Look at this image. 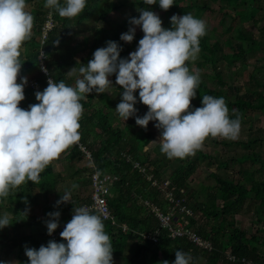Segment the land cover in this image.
<instances>
[{
    "label": "trees",
    "instance_id": "1",
    "mask_svg": "<svg viewBox=\"0 0 264 264\" xmlns=\"http://www.w3.org/2000/svg\"><path fill=\"white\" fill-rule=\"evenodd\" d=\"M213 1L216 0H174V5L170 9L162 10L167 17L165 24L170 27V18L174 14L182 16L190 13L206 22L210 13H218L216 24L211 28L207 27L206 35L199 40L201 60L198 64L199 67L211 65L215 70L214 76L220 87L211 86L200 77L201 83L196 90L195 98L191 101V106L193 109L202 107L201 101L204 95L223 97L229 109L230 118L234 119L235 114H240L241 122H243L254 114H264V69H262L264 66V0H220L222 4L217 8L212 5ZM27 2L33 3V0H26ZM45 2L46 0H35V7H37L35 29L38 32V36L35 35V80L41 85L46 84V75L39 65L38 56L41 47L39 36L41 27L47 19L46 15L49 10H52L55 25L44 45L47 53L46 66L57 83L63 81L68 86H72L75 79V77L68 76L67 72L73 65L72 59L78 50L89 49L86 58L88 62L93 58L96 49L106 47L108 41H115L122 48L120 57L128 58L129 54L137 49L138 42L144 34L139 31L138 26H135L136 33L131 43L122 41L121 34L127 32L132 26L130 25L131 18L139 17L140 9L153 10L158 4L157 2L155 5H147L144 0H87L85 9L77 17L62 18L54 9L46 8L41 11ZM60 3L63 5L64 0H60ZM124 7H127L129 13L127 10L122 11ZM132 7L137 9L130 13ZM28 12L33 16V9ZM124 13L128 15L123 16ZM86 17L94 20L100 19L110 24L111 20L116 21L122 31L114 30L110 35L108 34L110 29L95 27L91 36L85 35L83 40L75 44L74 36L84 29L81 26L78 30V23H82ZM246 21H251L257 31H250L245 24ZM25 44L26 57L20 56V59L23 62L22 69L28 74L27 80L29 81L33 79V35L25 41ZM259 51L262 53L259 60L260 65L256 66L254 72L242 73L251 87L246 92L240 93L241 87L228 84V80L224 78L223 71L218 65H223L222 62H225L226 67H231L236 62L246 63L247 54ZM231 59L233 61H230ZM191 63V61L186 62L189 69ZM233 74L238 75V72L233 71ZM112 76L116 77L115 74ZM117 91L123 92V89L119 86ZM24 93L25 99L33 104V90L26 87ZM135 95L137 96L135 105L138 109L137 115L141 117L139 113H143L148 108L139 102L138 90ZM94 98L93 91L86 99L80 101L84 109L79 121L80 140L92 151L93 162L98 170L119 175L114 184L116 193L108 200L113 213L129 228L123 230L121 227L113 226L110 220L103 219L105 231L111 238L113 256H125V251L129 249L132 252L127 257L128 264H161L164 260L173 264L175 252L181 250L191 255V264H264V226L258 228L257 232L249 234L245 227L239 224L237 215L247 199H256L258 200L255 208L256 219L253 222L257 224L264 222V177L252 179L253 175L246 173L244 179L236 181L222 176L219 172L209 171L215 184L210 186L211 191L207 193L204 200L198 201L195 198L196 189L191 187L189 179L196 170L197 157H207L206 153L199 151L193 160L188 156L183 159H169L166 155L153 160L144 151L152 141L153 134L138 126L135 122L136 117H129L127 121H124L117 115L119 120L114 122L117 117L112 114L110 108L113 96L109 98L101 94L103 105L91 109ZM35 103H38L36 99ZM119 121L124 122L122 126ZM257 136L253 137L252 141H244L243 146L249 147L253 143L263 141V137ZM97 143L99 146L95 148ZM71 149L69 161L82 160L85 153L79 146L74 144ZM263 153L247 154L242 158L250 157L259 161L260 169L264 171ZM127 156L144 165L147 164L148 171L151 170L154 174L153 179H157L160 184L164 180V170L176 164L169 176L171 186L174 187L176 197L184 198L185 203L193 211V215L186 216L183 221L185 225L191 223L192 229L203 240L211 243V248L200 246L187 236L168 235V229L161 227V220L156 214L145 210L139 199L142 196L164 209L168 202L165 201L158 185L151 186L152 179L146 178L143 173L134 168L133 162L129 161ZM149 162L154 164V169H150ZM217 166L221 169L228 165L225 162ZM91 172L92 168L90 174ZM90 174L89 179L78 182L80 186L86 185L91 189ZM55 182L56 177L51 162L41 173L39 182L35 183L36 249H39L41 245L46 246L49 240H53L46 230H39V226L45 223V219L40 220L43 215L46 216L45 212L59 211L61 206L64 211L68 209L73 212L74 207L89 200V195L84 197L77 195L72 202L59 206L54 202V204H49L50 209L45 210L44 204L39 202L38 191L50 190ZM23 186L27 189L0 199V214L3 210L9 211L12 222L10 226L0 229V262H8L16 256L18 264L29 263L25 255V247L33 248V182L28 181L19 187ZM53 207H57L58 210H54ZM68 211H59L61 213L59 223L67 219L64 214L68 215L70 213ZM26 227L32 228V231L26 232ZM158 228H161L160 234L154 237L146 239L140 234L141 231H153ZM134 229L138 232L135 233ZM113 264L121 263L113 261Z\"/></svg>",
    "mask_w": 264,
    "mask_h": 264
},
{
    "label": "clouds",
    "instance_id": "2",
    "mask_svg": "<svg viewBox=\"0 0 264 264\" xmlns=\"http://www.w3.org/2000/svg\"><path fill=\"white\" fill-rule=\"evenodd\" d=\"M157 2L165 11L174 5V0H144L147 5ZM86 4L87 0H64L63 5L60 0H46L44 7L54 9L62 18H75ZM26 9V0H0V199L28 181L38 183L51 162L80 140L79 121L84 111L80 101L93 91L105 93L113 85L109 79L113 74L115 83L123 89L115 111L124 121L136 117V124L145 129L150 121H156L155 127L161 130V152L169 159L194 155L208 137L238 138L241 116L230 118L223 97L204 95L202 107L191 106L201 79L199 72L190 71L186 62L196 60L199 40L206 35L207 25L190 13L174 14L170 18L171 29H165L157 13L140 9L139 17L131 18L132 26L120 36L122 41L131 43L135 26L144 33L128 58L120 57L122 48L117 42L108 41L106 47L95 50L86 65L79 67L74 87L50 77L47 87L35 93L38 103L28 109L19 107L28 83L26 77L17 82L23 65L20 50L30 39L34 23ZM41 70L48 72L45 67ZM76 71L74 67L68 74ZM137 90L139 102L148 108L143 117L137 115L135 107ZM68 202L70 191L61 195L56 204ZM47 215V233L51 236L59 226L61 213ZM70 218L71 213L65 220ZM11 224L7 214L0 216V229ZM60 236L66 243L49 240L39 249L26 246L29 264H113L111 238L103 220L87 206L74 207ZM191 262L190 254L175 252L173 264Z\"/></svg>",
    "mask_w": 264,
    "mask_h": 264
},
{
    "label": "rangeland",
    "instance_id": "3",
    "mask_svg": "<svg viewBox=\"0 0 264 264\" xmlns=\"http://www.w3.org/2000/svg\"><path fill=\"white\" fill-rule=\"evenodd\" d=\"M221 4L222 3L220 2V0L213 1L212 3V5L216 8L219 7ZM30 9L31 10L33 9V3L27 2L26 10L29 11ZM45 9L46 7H43V10L41 11H44ZM136 9H137L136 7H132L130 10V13H132ZM35 10H37V7H35ZM125 10H127V7L122 8L123 12ZM151 11H154L155 13L159 15V17L162 20V27L165 29H168L169 26L165 24L167 17L163 13L162 9H160L159 4H157L155 8ZM127 13H129V10H127ZM127 13H124L123 16L128 15ZM217 20H218V13L217 12L210 13L206 21L207 27L209 28L213 27L216 24ZM110 22L111 24L106 23L105 21L100 20V19L94 20L93 18L86 17V19L83 20L82 23L80 24L78 23L77 29L79 30L81 26H83L84 29L79 34L74 36L73 42H75L76 44L77 42L83 40L85 35L91 36L95 27H106L110 29L108 31V34L110 35H112V32L114 30L122 31L119 23H117L116 21H112V20ZM245 24L250 31H253V32L257 31L256 27L252 26L251 21H246ZM171 27L172 25H170L169 29H171ZM137 28L139 29V31L143 33L140 26H138ZM31 35H33V28L31 30ZM35 35L38 36V32H36V29H35ZM25 47H26V44L24 42L20 50L21 56L23 57H26ZM88 50L89 49L78 50L76 53V56L73 57L72 59V61L74 62L70 68L72 69L75 67L77 70L76 73L73 74L74 76L68 74V76L75 77L74 82L72 83L73 84L72 86L75 85V81L79 77V72H78L79 67H81L82 65H86L88 63L86 60L87 55H88ZM200 54L201 53L199 52L196 60L194 61L190 60L192 62L190 64V71H194V72L198 71L200 74V77L204 78L211 86L220 87V85L217 84L216 77L214 76L215 70L211 67L210 64H207L204 67H199L198 63L201 60ZM261 56H262V53L260 51L252 52L250 54H247L246 63L242 64L240 62H236L234 66L226 67L227 63L222 62L223 65L220 64V66L218 65V67L219 68L221 67L223 71V76L226 80H228V84L233 85V86H236V85L240 86L241 87L240 93H243V92H246L251 87V85L249 84V82L247 81V79L242 73H245L247 71L254 72L256 66L260 65L259 60ZM230 61H233V60L231 59ZM262 69H264V66H262ZM233 71H237L238 75L233 74ZM258 75L259 77H262L261 74H258ZM22 77H26L28 79L29 76L21 68V72L17 80L18 83L21 82ZM109 79L112 81L113 85H111L105 93L98 94L94 91L95 98L92 102L91 109L101 107L103 105L104 101L101 100V94H104L109 98L113 96L114 98L110 104V108H111L112 114L113 115L115 114L117 117L118 113L115 111V109H116L117 104L121 101L122 92L117 91V87H119V85L115 83L116 77L110 76ZM26 87H30V80L28 81V83L25 85L24 88ZM29 105H31L29 101L27 99H24L20 103L19 106L24 109H28ZM147 111L148 109L145 110L143 113H139V115L141 114V117H143V115ZM117 120H119L118 117L114 119V122ZM119 123L122 126L124 122L119 121ZM155 123L157 122L150 121L146 128L148 132H151L153 134V139L144 149V151L153 160L160 158V156L165 155L161 152V149H160V139L159 138H160L161 130L155 127ZM256 134L263 137L262 138L263 141L253 143L249 147H244L243 142L252 141V138L257 136ZM98 146H99V143H97L95 148H97ZM71 148L72 146L68 148L66 151H64L60 155L59 158L52 161V167L54 170V175L56 177V182L53 185V187L48 191H38L39 197H40L39 202L42 205L44 204L45 210H47L49 204H54V202H57L58 200H60L61 195H63L66 191L71 192V202L74 201L77 195L84 197L88 195L89 193V190H90L89 187L86 185L80 186L78 182L89 179L90 169L88 166L91 163V161L86 157V154L83 155L84 157L82 158V160L69 161V157L72 153ZM199 151L206 153L208 156L207 157H197ZM261 152H264V114H254L252 116L247 117L245 121L241 122V130H240V133L237 139L232 140V139H225L221 137H216V138L208 137L204 141L203 147L201 149L197 150L194 155L188 156L192 160L197 157L196 170L194 171L193 175L189 179L191 187L194 190L196 189V192H197L195 194L196 195L195 198L198 201L204 200L207 193L211 191L210 186L211 185L214 186L215 180L213 176L209 175V171L219 172L222 176L235 179L236 181L238 179H244V175L246 173L252 174L253 175L251 176L252 179H259V178L264 177V171L260 169L261 166H260L259 161H255L254 159L250 157L244 158V159L242 158L244 155H247V154L261 153ZM262 155L264 156V153ZM210 162L211 164H209ZM225 162L227 163L228 166L226 168L219 169L217 165L220 163H225ZM149 163H150L149 164L150 169H154L153 168L155 167L154 164L152 162H149ZM175 167H176V164H173V165H170L166 170H164L163 178H169L170 174L174 171ZM73 185H75V187H73ZM22 189L26 190L27 188L26 186L17 187L15 189H12L9 195H12V194L15 195L18 191ZM252 196H254V193H252ZM195 198L193 197V200ZM247 201L248 203L246 204ZM246 202L243 208L238 212L239 214H237L239 217L238 221L240 225L245 227V229L249 232V234L255 233L257 232L258 228H262L264 226V222L260 224L253 222V220L256 219L255 208L258 203V200L247 199ZM248 204L249 206L247 207ZM48 209H50V207ZM53 209L58 210L57 207H53ZM59 211L65 212V211H68V209L64 211L63 206H61L59 208ZM68 212H70V210ZM45 213H46V216L43 215L40 218V220L45 219V223L42 224V226H39V230L42 229V230L47 231L46 221L49 219V216L47 215L48 214L47 212ZM70 213L68 215L67 213H65L64 214L65 218L66 217L68 218L70 216ZM4 214H7L9 217H11V213L7 210H3L0 216ZM185 218L186 216L183 219ZM25 231L30 232L32 231V228L26 227ZM131 252L132 251L127 249L125 251V254H126L125 256L115 255L118 257V259H113V261L117 263H121V264H128L127 257L131 255ZM8 264H18V258L16 256H13V258L8 261Z\"/></svg>",
    "mask_w": 264,
    "mask_h": 264
},
{
    "label": "built area",
    "instance_id": "4",
    "mask_svg": "<svg viewBox=\"0 0 264 264\" xmlns=\"http://www.w3.org/2000/svg\"><path fill=\"white\" fill-rule=\"evenodd\" d=\"M55 19L52 15V12L47 14V19L45 23L41 27L40 31V39H41V47L39 52V65L40 69L42 67L47 68V53L45 51L44 45L46 40L49 37L50 31L54 28ZM46 75V84L41 85L37 80H35V93L37 91H43L47 87L48 79L51 77L53 80L54 76H52L48 70L47 73L42 71ZM30 86L33 90V79L30 81ZM76 145L86 154V157L91 161L89 164L92 168L91 173V191L89 193V200L83 202L78 207L87 206L94 214L101 216L103 219H111L112 225L116 227H121L123 230H128L127 226L124 222L120 221V219L113 213L110 204L109 197L115 194L114 184L118 180L119 175L111 172H103L96 168L93 162L92 151L79 140ZM126 155V154H125ZM127 159L133 162V167L138 169L139 172L143 173L146 178L152 179L151 186L158 185L160 191L167 200L168 205L164 209L158 204L153 203L147 197H140V202L144 205L146 211H152L156 214V216L161 220V227L168 229V235L173 237H181L187 236L189 239L194 242L207 246V242L203 241L198 233L192 229L191 223L189 225H185L184 217L193 215L192 209L185 203L184 198L176 197L174 187L171 186V182L169 178H164L163 182L160 184L158 180L153 179V172L148 171L147 166L140 163L139 161H135L132 157L127 156ZM73 212H71L72 218ZM70 219L63 221L61 225L55 230V232L51 235L52 239L56 242H60L62 240L60 233L63 231L64 226L69 222ZM135 233L138 232L136 229L133 230ZM161 228L155 229L153 231H141L140 234L148 239L150 237H154L160 234Z\"/></svg>",
    "mask_w": 264,
    "mask_h": 264
},
{
    "label": "bare ground",
    "instance_id": "5",
    "mask_svg": "<svg viewBox=\"0 0 264 264\" xmlns=\"http://www.w3.org/2000/svg\"><path fill=\"white\" fill-rule=\"evenodd\" d=\"M105 220H110L111 222H112V220L111 219H105ZM63 222H61V223H59V225H61ZM113 224V223H112ZM200 237V236H199ZM201 238V237H200ZM155 239V238H154ZM202 239V238H201ZM203 240V239H202ZM193 241V240H192ZM203 241H205V240H203ZM61 242H63V241H61ZM66 242V241H65ZM207 242V246H204V245H200V244H198V243H196V244H198V245H200V246H204V247H209V248H211V243L210 242H208V241H206ZM232 258H235L234 256H232Z\"/></svg>",
    "mask_w": 264,
    "mask_h": 264
},
{
    "label": "crops",
    "instance_id": "6",
    "mask_svg": "<svg viewBox=\"0 0 264 264\" xmlns=\"http://www.w3.org/2000/svg\"><path fill=\"white\" fill-rule=\"evenodd\" d=\"M71 70V68L69 67V69H68V71H70ZM25 71V70H24ZM26 72V71H25ZM74 76V75H73ZM78 77V76H77ZM75 86V85H74ZM73 86V87H74ZM249 200H251V199H249ZM248 203V201L246 202V204ZM250 204V203H249ZM249 204L247 205V207L249 206ZM113 259H118V257L117 256H113ZM29 264V263H28Z\"/></svg>",
    "mask_w": 264,
    "mask_h": 264
}]
</instances>
